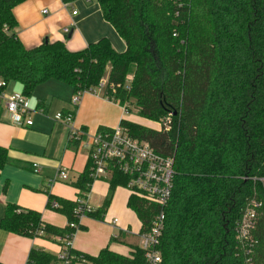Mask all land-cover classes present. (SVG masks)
Here are the masks:
<instances>
[{"label": "trees", "instance_id": "16d2710c", "mask_svg": "<svg viewBox=\"0 0 264 264\" xmlns=\"http://www.w3.org/2000/svg\"><path fill=\"white\" fill-rule=\"evenodd\" d=\"M26 0H0V78L22 84L31 96L57 80L75 92L107 79L110 100L135 105L138 115L154 121L171 117L170 129L157 130L122 119L129 133L175 157L171 198L164 210L161 264H246L237 248L235 226L248 203L259 208L254 264H264V0H93L105 20L125 40L116 50L103 37L72 51L64 41L45 40L27 48L16 33L14 8ZM72 3L76 0H63ZM108 129L100 127L99 130ZM9 162L0 146V169ZM90 162L73 185L86 197ZM128 182L118 172L109 179L102 207L86 215L103 219L114 191ZM69 225L44 223L41 213L9 203L0 228L27 237H63L85 229L74 216L79 200L50 195ZM128 205L150 228L160 207L136 196ZM74 262L148 264L144 250L132 257L108 247L92 256L72 250ZM56 258L33 248L28 264H51Z\"/></svg>", "mask_w": 264, "mask_h": 264}, {"label": "crops", "instance_id": "0c3cea01", "mask_svg": "<svg viewBox=\"0 0 264 264\" xmlns=\"http://www.w3.org/2000/svg\"><path fill=\"white\" fill-rule=\"evenodd\" d=\"M45 10L47 13L43 12ZM74 11L77 13L74 14ZM13 12L17 19L16 33L27 48L38 46L45 40H60L69 50L78 51L103 37L109 38L118 51L123 52L127 48L115 27L105 20L96 1L26 0L18 4ZM65 28H69L70 32L65 33ZM50 81L57 80L39 85L31 95L33 105L43 110L42 113H33L32 126L9 122L0 108V146L6 147L9 154V162L0 169V220L7 205L13 203L23 209L40 212L44 223L65 228L69 220L49 205L50 195L73 201L84 199L91 210H97L109 195L111 177L93 180L87 196L81 197L83 193L73 183L89 162L88 150L70 140L69 128L56 122L55 115L60 111H75V125L88 133H95L100 127L118 126L122 119H128L129 113L125 114L123 105L103 93L87 92L75 107L72 103L74 88L63 83L65 85L58 84L44 90L42 86ZM22 89V84L18 82H11L8 87L10 92ZM141 119L152 122L143 117ZM61 167H66L68 171L66 181L56 178ZM130 197L128 189L119 186L103 219L88 215L82 217L80 223L85 229L75 232L73 249L97 256L108 247L118 254L132 257L135 250L141 248L143 222L128 205ZM115 218L119 219L117 225L112 223ZM33 248L50 253L56 258L51 264H59L57 255L61 243L56 237L32 238L0 228V264H28Z\"/></svg>", "mask_w": 264, "mask_h": 264}, {"label": "built area", "instance_id": "2783aa9c", "mask_svg": "<svg viewBox=\"0 0 264 264\" xmlns=\"http://www.w3.org/2000/svg\"><path fill=\"white\" fill-rule=\"evenodd\" d=\"M93 1V0H88ZM181 1V0H179ZM47 13V10L43 11ZM74 14L77 12L74 11ZM70 29L65 28V33ZM9 83L0 78V108L4 110L8 121L17 124L32 126L34 124L33 113H42L32 103V97L23 91H8ZM107 79L94 88L79 90L75 92L72 103L77 107L85 93L94 94L105 93ZM124 113H130L123 105ZM55 121L66 125L70 130V140L79 143L88 150V157L91 167V177L100 179L112 177L118 172L128 176V182L124 185L130 192V196H136L149 206L160 207V211L154 214L151 226L143 231L141 236V249L144 250L148 264H161L163 261L160 250L161 239L166 225L165 206L168 204L173 190V180L175 175V157L163 155L157 152L147 141H141L133 137L128 129L122 125L114 128L99 130L95 133H88L75 125V111H60L55 115ZM171 117H168L157 124L160 130L170 129ZM57 179L66 181L69 178L66 167H61L57 174ZM262 190L264 191V178H261ZM54 209L59 207L56 200L50 202ZM262 202L257 198L251 200L243 209L240 219L235 226V239L237 248L245 257L246 264L253 263V255L258 243L255 237L259 213L258 210ZM91 209L85 200L79 202L74 216L81 221ZM119 219L112 220L117 225ZM72 228H78V223H69ZM75 233L67 236L57 237L61 243V250L57 255L59 264H75L72 255V238Z\"/></svg>", "mask_w": 264, "mask_h": 264}, {"label": "rangeland", "instance_id": "374dc122", "mask_svg": "<svg viewBox=\"0 0 264 264\" xmlns=\"http://www.w3.org/2000/svg\"><path fill=\"white\" fill-rule=\"evenodd\" d=\"M58 84L59 85H65V84L58 82V81H50L47 84H44V86H42V87H44L43 89L45 90V89H48L50 87H54L55 85H58ZM126 118H128L129 120L135 121L137 123H146V124H142V125L147 126V127H151V128L158 129V130L160 129V126L157 124V122H160V120L159 121L152 120V122H145L138 115V109L135 107V105L130 106V113L127 115Z\"/></svg>", "mask_w": 264, "mask_h": 264}]
</instances>
